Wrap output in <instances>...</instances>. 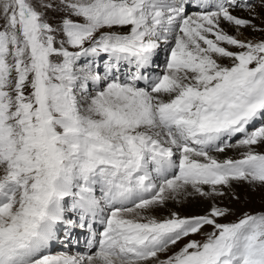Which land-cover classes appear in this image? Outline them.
<instances>
[{
    "label": "snow or ice",
    "instance_id": "1",
    "mask_svg": "<svg viewBox=\"0 0 264 264\" xmlns=\"http://www.w3.org/2000/svg\"><path fill=\"white\" fill-rule=\"evenodd\" d=\"M241 184L264 0H0V264H264Z\"/></svg>",
    "mask_w": 264,
    "mask_h": 264
},
{
    "label": "rangeland",
    "instance_id": "2",
    "mask_svg": "<svg viewBox=\"0 0 264 264\" xmlns=\"http://www.w3.org/2000/svg\"><path fill=\"white\" fill-rule=\"evenodd\" d=\"M236 191L240 199L238 201H232L230 203V206L236 210L237 215H239L243 211L257 212L264 209V188H257L256 190H252V188H250L247 184H241L237 186ZM225 203H228V201H225ZM180 207L182 208L187 206L183 205ZM204 207L206 208V205L204 203H198L195 214L202 213ZM187 210L189 211V209ZM163 214L166 215L167 212H164ZM229 219H235V217H229ZM58 249L60 248H55L54 251H59Z\"/></svg>",
    "mask_w": 264,
    "mask_h": 264
},
{
    "label": "bare ground",
    "instance_id": "3",
    "mask_svg": "<svg viewBox=\"0 0 264 264\" xmlns=\"http://www.w3.org/2000/svg\"><path fill=\"white\" fill-rule=\"evenodd\" d=\"M198 203L203 204L202 202H199V201H193L191 203H187V204L184 205V206H187V207H182V208L179 205L170 204L169 205V209L182 212V214H195L196 207H197ZM187 209H189V211ZM204 209H205V207H204ZM83 247H84V244H83V241H82L81 245H80V249H82Z\"/></svg>",
    "mask_w": 264,
    "mask_h": 264
}]
</instances>
